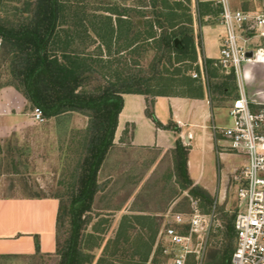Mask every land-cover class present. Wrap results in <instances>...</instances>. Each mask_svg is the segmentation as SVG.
Returning a JSON list of instances; mask_svg holds the SVG:
<instances>
[{
    "label": "rangeland",
    "instance_id": "obj_1",
    "mask_svg": "<svg viewBox=\"0 0 264 264\" xmlns=\"http://www.w3.org/2000/svg\"><path fill=\"white\" fill-rule=\"evenodd\" d=\"M229 1L234 7L264 10V0ZM59 2L58 27L49 46L53 51L56 49L60 53L59 48H64L80 57L84 78L79 89L87 92H99L105 86L127 87L126 83L130 87H141L149 95L157 90L180 91L184 88V79H198L200 75L197 56L202 54L203 25H221L217 0ZM34 5L35 0H0V22L16 25L25 21L31 17ZM106 14L111 15L113 22L124 17L122 36L113 38L110 51L92 27ZM147 20L153 22L154 38L145 37L144 31L149 27ZM181 29L190 38L186 52L166 45L163 38ZM136 31L139 33L137 42L124 45ZM252 32L249 46L255 50L264 48V37ZM11 57L0 44V85L16 80L11 73ZM245 70L249 96L261 101L254 102V109L264 108V62L247 61ZM214 71L216 75L211 77L212 81L223 79L226 73L218 64ZM193 72L197 75H192ZM235 93L236 88L228 95L214 92L215 107L228 106ZM87 112L70 109L43 120H28L19 130L0 137V196H58L63 210L56 228L58 247L68 244L72 230L69 205L86 153ZM226 113L225 108L220 112L225 121L230 119ZM111 149L98 169L97 190L91 207L82 215L84 223L79 248L87 259L84 264H168L167 256L160 249L163 239L157 237L158 231L170 220V211H189L193 199L197 200L200 211L210 217V227L200 255L191 254L186 264L228 263L227 254L235 237L228 233L225 223L238 209L237 176L246 161L243 153L224 149L225 154L218 160L217 155L214 157L203 181L215 195L211 194L213 201L206 204L202 198L191 194L189 187L180 185L173 148L160 155L132 150L127 145ZM150 159L152 165L140 181L139 176L148 168ZM130 175L137 177L135 181ZM133 182L138 185L134 187L136 183ZM132 206L150 213L139 214L142 215L139 217H151L150 225L132 226ZM153 236L150 253L143 260V251L138 249ZM59 257L56 251L34 255L4 254L0 255V264H57Z\"/></svg>",
    "mask_w": 264,
    "mask_h": 264
},
{
    "label": "trees",
    "instance_id": "obj_2",
    "mask_svg": "<svg viewBox=\"0 0 264 264\" xmlns=\"http://www.w3.org/2000/svg\"><path fill=\"white\" fill-rule=\"evenodd\" d=\"M59 6V0H35L33 13L29 19L16 25L0 22V39L2 48L6 49V52L11 53L12 56L11 73L16 80L9 81V83L20 89L33 105L39 106L45 117L70 109L88 111L86 153L81 161L76 189L69 205L72 230L68 244L61 247L56 246V252L60 255L57 264H84L87 259L83 258L79 248V237L84 223L82 215L91 207L94 193L97 190V172L106 151L112 144L118 112L123 104L122 92L148 93L141 87H130L129 83H126L127 87L121 88L105 86L99 92L80 90L79 86L84 78L80 57L76 56L73 51L64 48H59L60 53L56 49L53 51L49 46L58 27ZM165 7H168L167 4ZM122 18L124 17H119L116 22H113L111 15L106 14L102 15L101 19L92 25L94 32L102 40L108 51L114 43L113 38L117 39L122 36L123 29L121 28L124 21ZM146 22L149 23V27L144 31L145 37L154 38L156 32L153 28V22L151 20ZM175 37L179 39L177 43L174 41ZM163 38L166 45H173L177 51L186 52L189 48L190 38L185 30L181 29L167 37L164 35ZM138 39L139 33L133 32L132 36L128 40L126 39L124 45L135 44ZM213 63L212 59L205 58L204 60L203 69L207 74L209 92L211 95L214 92L223 95L230 94L236 88V83L230 82L235 81L234 74L232 72L225 73L223 79L212 81L211 76L216 75L214 66H212ZM183 81L184 88L173 92L191 94L194 88L199 87L194 78L188 77ZM170 91L172 90H157L153 94ZM146 99V114L151 117L156 125L179 130L178 125L174 122L170 121L163 124L152 110L153 98ZM252 107L254 109V104ZM260 107L262 106H259L258 109ZM173 151L175 173L179 178L180 185L183 188L189 187L191 194L202 198L206 204H211L213 196L205 187L194 183L188 173V145L183 143L179 135L176 137ZM62 213L59 199L56 228ZM233 218L234 215L232 214L231 219L225 225L228 233L235 237ZM153 242L154 236L151 237L150 242L142 243L143 246L138 249L143 251V260L147 259ZM35 244L36 250H38L39 241L37 238ZM233 247L234 244L229 248L227 262Z\"/></svg>",
    "mask_w": 264,
    "mask_h": 264
},
{
    "label": "crops",
    "instance_id": "obj_3",
    "mask_svg": "<svg viewBox=\"0 0 264 264\" xmlns=\"http://www.w3.org/2000/svg\"><path fill=\"white\" fill-rule=\"evenodd\" d=\"M202 30V54L197 56L201 70L198 79H195L199 87L194 88L191 94H177L173 91L153 95L134 91L122 92L123 104L118 112L112 144L103 160H107L109 153L112 152L111 148L121 149L122 145L130 146L132 150L139 152L148 151L150 154L155 152L160 155L174 148L176 137L179 135L188 145L187 168L190 177L194 183L200 184L210 194L215 195L203 179L214 157L217 155L218 160L221 154H225L222 152L225 149L223 147L225 139L219 129L229 124L230 119L223 120L220 112L225 108L228 114L229 104L226 107H215L213 94L211 95L207 86V74L203 69L205 58L212 59L214 61L212 66H217L222 25L204 24ZM146 98H153L152 110L163 124L174 122L179 130L156 125L146 114ZM33 108L34 105L20 89L9 82L2 83L0 85V137L13 130H19L28 120H35ZM148 162L146 166L148 168L139 176L140 181L152 165L151 159ZM134 178L137 177L132 176V179ZM133 184L136 187L138 182ZM58 206L59 199L55 195L0 196V255H34L56 251ZM168 209L164 211L165 214L169 211ZM162 211L163 209L160 210ZM139 214L150 213L132 206V226L150 225L151 217L147 215L139 217L142 216ZM36 238L39 241L38 250H36Z\"/></svg>",
    "mask_w": 264,
    "mask_h": 264
},
{
    "label": "built area",
    "instance_id": "obj_4",
    "mask_svg": "<svg viewBox=\"0 0 264 264\" xmlns=\"http://www.w3.org/2000/svg\"><path fill=\"white\" fill-rule=\"evenodd\" d=\"M217 2L223 30L216 64L226 73L232 72L236 83V94L228 106L230 123L219 131L225 139V149L246 157L237 176L235 243L227 264H264V108L253 109L252 104L261 101L249 96L245 78V63L255 60L256 53L264 50L249 46L252 31L264 37V10L234 7L229 0ZM249 49L251 56L246 55ZM33 116L37 120L45 118L36 105ZM196 202L192 200L189 211H170V220L158 231L157 237L163 239L160 249L167 256L168 264H186L191 254L198 257L203 249L210 217L200 211Z\"/></svg>",
    "mask_w": 264,
    "mask_h": 264
},
{
    "label": "bare ground",
    "instance_id": "obj_5",
    "mask_svg": "<svg viewBox=\"0 0 264 264\" xmlns=\"http://www.w3.org/2000/svg\"><path fill=\"white\" fill-rule=\"evenodd\" d=\"M256 61L264 62V50L261 49L256 53Z\"/></svg>",
    "mask_w": 264,
    "mask_h": 264
},
{
    "label": "water",
    "instance_id": "obj_6",
    "mask_svg": "<svg viewBox=\"0 0 264 264\" xmlns=\"http://www.w3.org/2000/svg\"><path fill=\"white\" fill-rule=\"evenodd\" d=\"M174 41H175V43H177L178 38L175 37V38H174ZM246 55L251 56V55H252V50H251V49L247 50V51H246Z\"/></svg>",
    "mask_w": 264,
    "mask_h": 264
}]
</instances>
